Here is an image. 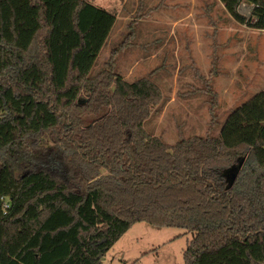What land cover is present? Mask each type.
<instances>
[{
  "label": "trees",
  "instance_id": "1",
  "mask_svg": "<svg viewBox=\"0 0 264 264\" xmlns=\"http://www.w3.org/2000/svg\"><path fill=\"white\" fill-rule=\"evenodd\" d=\"M220 1L264 31V0ZM115 23L87 0H0V264H103L138 223L192 233L184 264H264V91L219 136L168 145L144 129L160 88L117 73L131 33L92 77Z\"/></svg>",
  "mask_w": 264,
  "mask_h": 264
},
{
  "label": "rangeland",
  "instance_id": "2",
  "mask_svg": "<svg viewBox=\"0 0 264 264\" xmlns=\"http://www.w3.org/2000/svg\"><path fill=\"white\" fill-rule=\"evenodd\" d=\"M87 1L119 14L92 77L104 70L111 52L122 46L131 33L117 56V73L129 83L149 78L160 88L163 100L144 129L164 143L173 146L182 139L219 136L230 114L264 91V31L225 15L219 0H200L212 6V11L198 12L204 25L199 37L204 41L200 55L195 57L191 27H178L176 37L172 32L175 19L185 14L184 8L189 10L187 4L179 5L176 0ZM253 9V5L243 3L239 11L251 18ZM155 19L162 25L159 29L152 27L156 26ZM155 32L161 40L150 36ZM152 55L154 59H150ZM94 121L92 118L89 123ZM46 144L52 146L49 141ZM241 160L243 165L239 168L240 162L235 163V172L231 173L232 183L245 167L247 157ZM217 171L221 180L229 173L228 169ZM193 238L187 230L138 223L106 254L103 264H184V251Z\"/></svg>",
  "mask_w": 264,
  "mask_h": 264
},
{
  "label": "crops",
  "instance_id": "3",
  "mask_svg": "<svg viewBox=\"0 0 264 264\" xmlns=\"http://www.w3.org/2000/svg\"><path fill=\"white\" fill-rule=\"evenodd\" d=\"M176 1H178V3H179V5L181 4V5H188L189 6V10H187V9H183V7L182 6H180V7H182V9H183V13L182 14H184V15H182V16H178L176 19H175V21L173 22V33H174V36L176 37V33H177V29H178V27L179 28H181V29H183L184 27H186V28H188L187 27V25L188 26H190L191 28H190V30H189V33H190V39H191V42H192V48H193V57H195V56H197L198 54L200 55V49L203 47V46H201L200 44H202L203 43V41L201 40V38L199 37V35H200V32H201V27L202 26H204L201 22H200V20H201V18H199L197 15H202V14H200L201 13V11H203V12H207V13H211V11H212V6H209V5H207L206 4V2L205 1H200V0H176ZM219 2H220V4L222 5V7H223V9H224V12H225V15H227V16H230V14H229V12L227 11V9H226V7L224 6V4L219 0ZM207 6H206V5ZM205 6V7H204ZM209 6V7H208ZM198 12H200V13H198ZM224 15V16H225ZM116 18H117V20H116V23H115V25H114V27H113V29H112V32H113V30H114V28H115V26H116V24H117V21L119 20V14H116ZM154 22L156 23L157 22V19H155L154 20ZM150 24H152V23H150ZM221 24V26H222V28H223V24L222 23H220ZM156 26H152V27H154V28H156V29H159V27H161L162 25H159V24H155ZM164 25V24H163ZM180 29V30H181ZM159 31V30H158ZM112 32H111V34H110V37H111V35H112ZM154 35H156V36H154ZM150 36H152V38H156L157 40L159 39V40H161L162 39V37H161V35L158 33V32H155V34H152V35H150ZM110 37H109V39H110ZM174 37V38H175ZM178 37V36H177ZM108 39V40H109ZM189 39V40H190ZM107 43H108V41H107ZM106 43V44H107ZM161 43H163V41H161ZM161 49L163 50L164 49V45L161 47ZM202 55H203V53H202ZM155 58V55H152L151 57H150V59H154ZM178 69H179V67H178Z\"/></svg>",
  "mask_w": 264,
  "mask_h": 264
},
{
  "label": "built area",
  "instance_id": "4",
  "mask_svg": "<svg viewBox=\"0 0 264 264\" xmlns=\"http://www.w3.org/2000/svg\"><path fill=\"white\" fill-rule=\"evenodd\" d=\"M9 208H10V203L8 201H5L4 208H3L4 214L7 213Z\"/></svg>",
  "mask_w": 264,
  "mask_h": 264
},
{
  "label": "water",
  "instance_id": "5",
  "mask_svg": "<svg viewBox=\"0 0 264 264\" xmlns=\"http://www.w3.org/2000/svg\"><path fill=\"white\" fill-rule=\"evenodd\" d=\"M243 165V161L241 160L238 167L240 168ZM235 179V178H234Z\"/></svg>",
  "mask_w": 264,
  "mask_h": 264
}]
</instances>
